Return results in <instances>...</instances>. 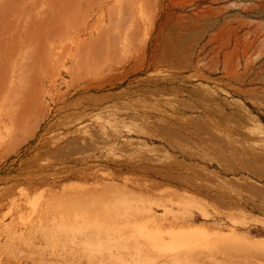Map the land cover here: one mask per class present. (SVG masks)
<instances>
[{
  "label": "rangeland",
  "instance_id": "374dc122",
  "mask_svg": "<svg viewBox=\"0 0 264 264\" xmlns=\"http://www.w3.org/2000/svg\"><path fill=\"white\" fill-rule=\"evenodd\" d=\"M0 264H264V0H0Z\"/></svg>",
  "mask_w": 264,
  "mask_h": 264
},
{
  "label": "bare ground",
  "instance_id": "6f19581e",
  "mask_svg": "<svg viewBox=\"0 0 264 264\" xmlns=\"http://www.w3.org/2000/svg\"><path fill=\"white\" fill-rule=\"evenodd\" d=\"M172 119L175 121V123L177 124V125H184L185 124V122L182 120L183 119V114L181 113V112H179V111H174V114L172 115ZM181 121H183V122H181Z\"/></svg>",
  "mask_w": 264,
  "mask_h": 264
}]
</instances>
